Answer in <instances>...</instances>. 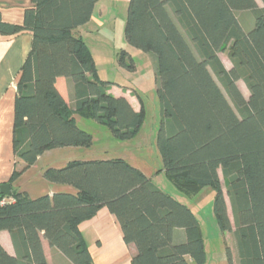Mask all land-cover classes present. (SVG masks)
<instances>
[{"label":"trees","instance_id":"obj_1","mask_svg":"<svg viewBox=\"0 0 264 264\" xmlns=\"http://www.w3.org/2000/svg\"><path fill=\"white\" fill-rule=\"evenodd\" d=\"M98 0H31L22 24L0 18V34L32 36L16 82L12 150L15 168L0 194V230L10 234L14 255L0 244V264H48L42 239L71 264H94L80 224L106 207L123 240L136 252L132 264H204L199 222L192 210L122 158L72 160L48 168L44 178L75 193L32 198L13 181L47 150L89 147L93 138L76 118L105 126L118 141L136 137L145 121L140 96L134 110L109 93L76 28ZM128 0L124 36L151 54L159 119L155 146L165 177L186 196L214 189L213 214L233 235L237 264H264V0ZM249 12L246 27L238 14ZM228 48L227 69L218 52ZM118 64L134 70L121 49ZM241 80L246 98L237 82ZM221 172L224 188L219 176ZM229 201L230 214L226 204ZM183 230L185 240L174 243ZM228 264H234L226 247Z\"/></svg>","mask_w":264,"mask_h":264},{"label":"crops","instance_id":"obj_2","mask_svg":"<svg viewBox=\"0 0 264 264\" xmlns=\"http://www.w3.org/2000/svg\"><path fill=\"white\" fill-rule=\"evenodd\" d=\"M97 3L98 1L93 7L90 19L75 30L76 33L81 36H83L82 29L84 26L89 25L93 20L96 22L99 21L97 17L95 18ZM31 4V0H0V18L6 23L22 24L23 10ZM99 13H102L101 6H99ZM31 41L32 36L27 31L9 35L0 34V184L8 181L12 171L17 168V166H19V170L23 166L22 162H15L12 150L13 106L18 74L30 50ZM229 67L226 68L228 69ZM108 91L117 96L112 91ZM137 95L140 96L143 101L146 121L148 115L147 105L144 99L148 100L147 96L144 97L143 94L137 91L134 93L128 92L120 96L127 98L134 110H139L140 104ZM150 98L156 101L158 116L159 104L155 91L150 93ZM145 121L140 131L133 139L142 137L140 135H142L141 133ZM76 123L79 128L92 135V144L89 147L66 146L45 151L38 156L36 162L31 167L23 171L19 177L13 181V187L21 191H26L32 198L45 194L52 195L57 192L75 193V189L69 185L56 184L44 178V171L46 169L61 168L72 160L122 158L140 169L151 181L152 176L160 170L161 165L156 169L150 167L148 155H144L143 160L138 159V155L141 152L138 142H140L141 139L135 144H129L133 139L117 142L107 130H104L100 124L94 121L77 117ZM100 132L102 135L99 136ZM152 144V151H154L158 157L159 153L155 146V136L152 140ZM79 228L87 243L94 264H132L131 258L136 252L135 246L132 243L126 244L124 242L116 217L110 213L106 207L100 208L93 217L82 222ZM184 240L185 234L183 230L176 229L173 233L174 243H179ZM0 244L7 253L10 255L15 254L8 231L0 230ZM42 247L48 264H71L61 252L50 247L45 239H42ZM228 247L232 252L234 264H237V261H235L234 248Z\"/></svg>","mask_w":264,"mask_h":264},{"label":"rangeland","instance_id":"obj_3","mask_svg":"<svg viewBox=\"0 0 264 264\" xmlns=\"http://www.w3.org/2000/svg\"><path fill=\"white\" fill-rule=\"evenodd\" d=\"M256 1L259 6L262 5L260 0ZM99 6L102 8V13H99ZM127 6L128 0H98L95 18L97 17L99 21L93 20L92 23L84 26L82 37L90 49L100 79L113 83L109 86L110 91L117 96L125 95L128 92L134 93L135 91L143 94L144 97L147 96L148 100L144 99V102L147 105L148 116L141 133L142 135H140L142 137L131 140L129 144H135L141 139L138 142L141 150L138 159L143 160L144 155H148L150 167L156 169L161 165V159L152 151V140L156 133L159 116H157L156 101H153L154 97L150 98V93L155 91L154 89L156 88L155 62L151 58L150 53L130 46L127 43L124 36ZM238 16L246 27L250 24L251 15L249 12L239 13ZM121 49L129 52L135 67L134 70H129L118 64V53ZM218 56L226 67L230 66L227 46L218 52ZM237 85L247 98L248 91L244 83L239 80ZM101 126L104 130H107L105 126ZM100 135H102L101 132L99 133ZM17 170H19V166H17ZM219 176L223 190H225V183L220 171ZM151 179L156 186L170 194L177 201L186 204L196 214L204 243V264H228L227 246L234 248L235 261H237L233 235L229 232L222 233L216 224L213 214L215 191L212 187L205 186L196 195L189 197L179 191L161 171L156 172ZM226 202L229 208V215L231 216L227 197Z\"/></svg>","mask_w":264,"mask_h":264},{"label":"water","instance_id":"obj_4","mask_svg":"<svg viewBox=\"0 0 264 264\" xmlns=\"http://www.w3.org/2000/svg\"><path fill=\"white\" fill-rule=\"evenodd\" d=\"M0 194L6 195V196L11 194L10 185L8 183L0 184Z\"/></svg>","mask_w":264,"mask_h":264},{"label":"built area","instance_id":"obj_5","mask_svg":"<svg viewBox=\"0 0 264 264\" xmlns=\"http://www.w3.org/2000/svg\"><path fill=\"white\" fill-rule=\"evenodd\" d=\"M7 200H12V198H8V199H2L1 201H0V204H3V203H5V201H7Z\"/></svg>","mask_w":264,"mask_h":264}]
</instances>
